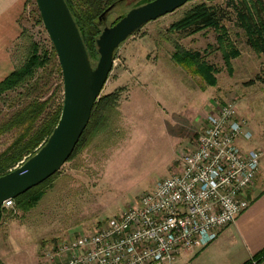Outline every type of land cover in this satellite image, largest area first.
<instances>
[{"label":"rangeland","instance_id":"obj_1","mask_svg":"<svg viewBox=\"0 0 264 264\" xmlns=\"http://www.w3.org/2000/svg\"><path fill=\"white\" fill-rule=\"evenodd\" d=\"M142 2L124 0L117 4L98 25L100 30ZM201 2L191 0L173 13L146 23L115 50L112 69L99 95L121 89L109 125L63 164L34 208L22 212L13 204L0 212V264H43L42 253L47 247L102 228L109 218L177 171L179 150L192 145L215 105L234 104L238 116L246 121L252 138L239 146L253 145L254 135L264 139V54L256 53L247 43L230 0L207 2L229 12L221 28L193 34L170 30L171 24ZM38 13L35 0H26L20 18L22 34L16 44V68L24 62L32 42L40 53L51 51L43 23L37 22ZM96 40V56L89 60L92 68L99 58ZM176 46L199 55L198 65L211 68L213 86L201 73L195 75L193 66L187 71L173 61ZM58 68L55 56L29 81L39 77L34 96L49 99L54 107L63 101ZM24 87L0 101V122L9 115L12 103L25 100L16 97ZM11 140V133L0 136V153ZM182 255L170 264H185Z\"/></svg>","mask_w":264,"mask_h":264},{"label":"built area","instance_id":"obj_2","mask_svg":"<svg viewBox=\"0 0 264 264\" xmlns=\"http://www.w3.org/2000/svg\"><path fill=\"white\" fill-rule=\"evenodd\" d=\"M196 134L179 150L176 172L99 230L44 249L45 264H170L213 241L248 208L262 153L238 146L252 135L232 103L215 105ZM12 206L9 199L1 207Z\"/></svg>","mask_w":264,"mask_h":264},{"label":"trees","instance_id":"obj_3","mask_svg":"<svg viewBox=\"0 0 264 264\" xmlns=\"http://www.w3.org/2000/svg\"><path fill=\"white\" fill-rule=\"evenodd\" d=\"M119 1L122 0H64L79 31L89 60L96 56L95 40L101 33L95 20L105 9L113 4H118ZM151 1L153 0H143L137 7ZM229 6L232 7L249 46L256 53L264 54V0H230ZM228 18L229 12L226 9L202 1L185 12L181 19L171 24L170 30L178 32L189 30L190 34L210 28L216 30L221 28V23ZM37 22H42L39 13ZM176 49L177 51L172 54V59L177 65L187 71L193 66L195 75L201 73L208 85L215 84L210 75L211 68L198 65L199 55L197 53L183 50L179 46H176ZM55 56L53 47L50 52L40 53L37 44L32 42L24 62L0 82V101L9 92L25 86L23 93L16 95L18 99L25 100L17 101L16 104L12 103L9 106L11 109L9 115L0 122V136L12 134L10 144L0 153V176L7 174L33 156L46 143L59 120L63 101L54 107L49 99L41 100L40 97L34 96L39 77L29 83L34 78L36 71L46 69ZM228 58L226 55L225 59ZM120 91L121 89H117L96 100L86 127L67 161L85 149L96 135L107 128L110 115L117 107ZM56 174L58 172L38 186L13 198L14 207L22 212L34 208L44 196L45 187ZM3 210L0 207V212ZM263 257L264 250L254 259L258 261ZM243 264H252V261Z\"/></svg>","mask_w":264,"mask_h":264},{"label":"water","instance_id":"obj_4","mask_svg":"<svg viewBox=\"0 0 264 264\" xmlns=\"http://www.w3.org/2000/svg\"><path fill=\"white\" fill-rule=\"evenodd\" d=\"M189 1L191 0H153L129 10L112 26L104 27L96 40L98 62L92 68L64 0H35L60 67L63 104L59 120L46 143L33 156L0 176V207L4 201L38 186L66 163L112 69L115 50L146 23L173 13ZM116 5L105 9L95 23L101 25Z\"/></svg>","mask_w":264,"mask_h":264},{"label":"crops","instance_id":"obj_5","mask_svg":"<svg viewBox=\"0 0 264 264\" xmlns=\"http://www.w3.org/2000/svg\"><path fill=\"white\" fill-rule=\"evenodd\" d=\"M25 3L26 0H0V82L16 68V44L20 40V18ZM238 141L239 146L240 142L247 143L249 140ZM239 147L243 151L258 150L262 153L259 172L247 193L249 206L232 224L221 229L213 241L191 253H181L186 258L185 264H243L247 261L264 264V257L258 261L254 259L264 250V139L254 135L253 145Z\"/></svg>","mask_w":264,"mask_h":264}]
</instances>
